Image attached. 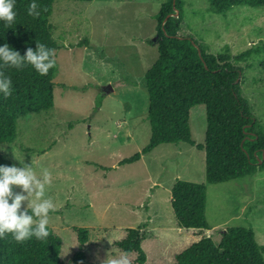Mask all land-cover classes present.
<instances>
[{
  "label": "rangeland",
  "instance_id": "374dc122",
  "mask_svg": "<svg viewBox=\"0 0 264 264\" xmlns=\"http://www.w3.org/2000/svg\"><path fill=\"white\" fill-rule=\"evenodd\" d=\"M164 0H55L49 18L59 48L55 105L18 120L17 138L3 156L39 175L51 173L44 198L52 199L48 227L63 239L66 264L78 250L74 228L89 233L90 263L125 255L115 241L141 227L145 264H175L176 255L204 236L218 244L225 229L253 228L264 246V170L209 184L206 154L185 142L166 143L134 163L120 162L149 143V97L145 73L158 57L156 14ZM180 34L193 36L212 53L234 57L264 45V6H236L215 13L209 0H184ZM264 50L245 61L243 96L264 124ZM112 89V90H111ZM192 137L206 140V105L191 109ZM19 158L17 159L16 156ZM207 185L208 229L179 227L172 207L177 181ZM17 192L20 187L16 186ZM26 202L22 203V207ZM129 256L136 264L134 253Z\"/></svg>",
  "mask_w": 264,
  "mask_h": 264
},
{
  "label": "trees",
  "instance_id": "16d2710c",
  "mask_svg": "<svg viewBox=\"0 0 264 264\" xmlns=\"http://www.w3.org/2000/svg\"><path fill=\"white\" fill-rule=\"evenodd\" d=\"M91 2L93 0H78ZM31 0H17V17L10 26L0 21V45L8 43L25 54L37 42L53 50V66L40 75L31 65L21 69L3 66L0 71L12 80L11 94H0V147L17 138L18 120L29 113L49 111L55 105V77L58 65V44L52 36L49 18L55 0H36L39 15L30 16L27 7ZM212 10L224 14L236 6H264V0H209ZM184 0H164L157 19L158 57L145 73V88L149 107L147 120L151 127L149 143L142 151L122 160L134 163L156 147L166 143L185 142L204 150L206 181L222 183L264 170V124L252 111L243 96V68L234 61H245L262 47H251L232 56L224 52L212 53L190 35H181L185 12ZM264 69V60L262 61ZM206 105V140L197 144L190 125L191 109ZM0 164L13 165L2 154ZM13 190L17 192L16 186ZM172 207L177 224L185 229H208L207 185L177 179L172 187ZM49 228V227H48ZM78 235V250L71 264H96L87 259L85 247L89 233L74 228ZM141 227L128 228L126 235L114 245L126 254L136 255V264H145L147 254L142 246ZM63 239L49 228V236L16 242L11 234L0 238V264H66L61 258ZM175 264H264V246L259 244L253 228L232 226L225 229L217 244L211 236H204L176 255Z\"/></svg>",
  "mask_w": 264,
  "mask_h": 264
},
{
  "label": "clouds",
  "instance_id": "9594fccd",
  "mask_svg": "<svg viewBox=\"0 0 264 264\" xmlns=\"http://www.w3.org/2000/svg\"><path fill=\"white\" fill-rule=\"evenodd\" d=\"M16 2L0 0V21L5 26H10L16 20ZM37 9L36 0H31L27 7L28 15L38 16ZM52 55L53 50L39 42L35 50L28 47L24 55L4 43L0 45V67L21 69L31 65L40 75H46L54 64ZM11 88L10 76L0 71V94L7 98ZM19 161L22 167L0 164V238L11 234V238L18 243L32 237L43 240L49 236V212L56 210L52 199L44 198L45 188L51 183V173L43 169L38 175L32 164L24 163L21 159ZM13 186H19L20 191H14ZM24 202L26 204L22 207ZM103 264H131V261L125 254L115 258L107 256Z\"/></svg>",
  "mask_w": 264,
  "mask_h": 264
},
{
  "label": "water",
  "instance_id": "95a60500",
  "mask_svg": "<svg viewBox=\"0 0 264 264\" xmlns=\"http://www.w3.org/2000/svg\"><path fill=\"white\" fill-rule=\"evenodd\" d=\"M112 90V89H111Z\"/></svg>",
  "mask_w": 264,
  "mask_h": 264
}]
</instances>
